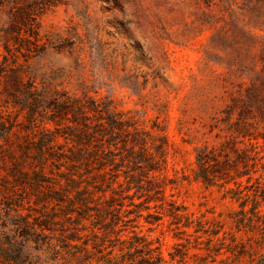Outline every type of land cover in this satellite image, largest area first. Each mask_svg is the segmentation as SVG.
Segmentation results:
<instances>
[{"label":"trees","instance_id":"trees-1","mask_svg":"<svg viewBox=\"0 0 264 264\" xmlns=\"http://www.w3.org/2000/svg\"><path fill=\"white\" fill-rule=\"evenodd\" d=\"M253 1L264 23V0ZM55 3L0 0V264H264V35L239 26L243 43L220 81L228 99L210 124L222 140L195 147L193 180L237 203L228 224L167 198L164 134L86 92L38 85L29 61L71 47L42 32ZM139 216L176 229L169 259L123 232Z\"/></svg>","mask_w":264,"mask_h":264},{"label":"rangeland","instance_id":"rangeland-1","mask_svg":"<svg viewBox=\"0 0 264 264\" xmlns=\"http://www.w3.org/2000/svg\"><path fill=\"white\" fill-rule=\"evenodd\" d=\"M253 6V0H56L41 16L42 32L66 38L71 47L50 48L29 67L38 85L78 96L86 92L108 101L138 129L164 134L167 162L159 176L167 198L195 215L222 213L229 224L237 203L222 197L223 189L193 180L191 173L195 147L222 140L210 124L228 99L220 81L243 43L239 26L264 35ZM132 229L169 259L178 238L166 217L150 224L139 216L123 232Z\"/></svg>","mask_w":264,"mask_h":264}]
</instances>
